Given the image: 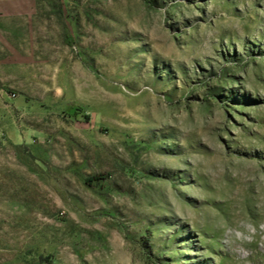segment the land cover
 <instances>
[{
  "label": "rangeland",
  "instance_id": "obj_1",
  "mask_svg": "<svg viewBox=\"0 0 264 264\" xmlns=\"http://www.w3.org/2000/svg\"><path fill=\"white\" fill-rule=\"evenodd\" d=\"M0 264H264V0H0Z\"/></svg>",
  "mask_w": 264,
  "mask_h": 264
},
{
  "label": "trees",
  "instance_id": "obj_2",
  "mask_svg": "<svg viewBox=\"0 0 264 264\" xmlns=\"http://www.w3.org/2000/svg\"><path fill=\"white\" fill-rule=\"evenodd\" d=\"M79 111H81V109L73 107L67 112L71 117H74L79 115Z\"/></svg>",
  "mask_w": 264,
  "mask_h": 264
}]
</instances>
